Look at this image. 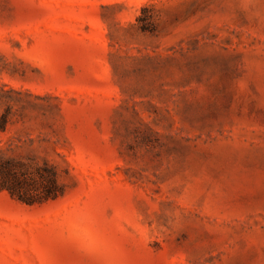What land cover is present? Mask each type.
<instances>
[{
    "label": "rangeland",
    "instance_id": "374dc122",
    "mask_svg": "<svg viewBox=\"0 0 264 264\" xmlns=\"http://www.w3.org/2000/svg\"><path fill=\"white\" fill-rule=\"evenodd\" d=\"M1 116L0 264H264V0H0Z\"/></svg>",
    "mask_w": 264,
    "mask_h": 264
},
{
    "label": "trees",
    "instance_id": "16d2710c",
    "mask_svg": "<svg viewBox=\"0 0 264 264\" xmlns=\"http://www.w3.org/2000/svg\"><path fill=\"white\" fill-rule=\"evenodd\" d=\"M149 23L154 25L152 17ZM144 30V29H143ZM4 129L6 117H0ZM3 122V123H2ZM5 190L15 200L25 204L56 199L65 191L55 166L47 160L4 157L0 153V191Z\"/></svg>",
    "mask_w": 264,
    "mask_h": 264
}]
</instances>
